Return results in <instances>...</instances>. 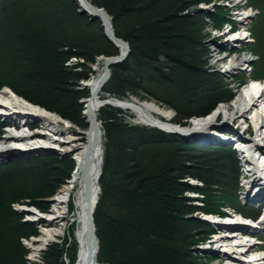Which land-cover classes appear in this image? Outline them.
I'll list each match as a JSON object with an SVG mask.
<instances>
[{
    "label": "trees",
    "instance_id": "1",
    "mask_svg": "<svg viewBox=\"0 0 264 264\" xmlns=\"http://www.w3.org/2000/svg\"><path fill=\"white\" fill-rule=\"evenodd\" d=\"M89 1L110 16L114 34L129 46L127 57L111 66L100 99L144 93L167 104L174 111L171 122L185 127L192 117H206L234 96L230 84L222 87L205 68L200 26L184 29L177 22L190 6L208 0ZM246 2L256 11L250 23L256 59L252 75L264 79V0ZM215 14L216 20L223 17ZM117 54L100 22L81 15L72 0H0V90L8 87L82 130L87 123L81 101L90 91L79 82L91 77L97 57ZM72 58L76 62L66 65ZM121 114L104 106L97 116L104 148L93 213L97 264H197L199 258L191 257L187 246L199 231L193 232L197 222L188 215L196 209L220 214L223 205L240 206L232 186L237 185L236 154L127 124ZM52 159L0 167V264H27L22 239L36 230L12 206L46 212L45 200L72 169ZM192 191L200 194V206L186 203L184 195ZM63 254V245L51 244L44 264H67Z\"/></svg>",
    "mask_w": 264,
    "mask_h": 264
},
{
    "label": "bare ground",
    "instance_id": "2",
    "mask_svg": "<svg viewBox=\"0 0 264 264\" xmlns=\"http://www.w3.org/2000/svg\"><path fill=\"white\" fill-rule=\"evenodd\" d=\"M75 3L79 8L86 9V6L84 5L82 0H75ZM231 3V5L233 6L232 8L239 9L243 7L240 2L234 0H232ZM247 17V13L244 16L239 17V23L243 24V22L246 21ZM199 26L200 27L198 28V30L204 35L202 30L203 26L201 24H199ZM241 35L244 36V34L242 33L237 37L240 38ZM222 36L224 37L225 33H223L219 37L221 38ZM230 40L231 39H226L224 42L217 43V49L221 50L226 47V45L234 43ZM202 48L204 51H206L205 62H208L209 57V60H211L212 62V66H218L222 63L227 64V58L223 55L216 58L214 57V55H212V53L210 54V51L206 49V45H203ZM230 52L233 54L236 51L231 50ZM104 61V56L99 58V64L98 62L95 64H97L98 66L101 65V70L98 71L96 75H92L87 80V82H85L86 86L89 88L90 94L88 98L84 100L83 114L84 119L87 122V128L82 131L81 134L73 128L67 126V122L63 121L58 115L50 113L42 109L41 107L30 103L23 97L15 94L8 87H4L2 90H0V111H7L17 114L16 116H23L27 119H36L37 121H41L42 123H44V126L47 125L51 128V130L54 132V135H64L66 139H68V141L72 139H78L77 142L70 141L61 145L59 143H55L60 145L58 147L62 150L61 152L63 155L70 157L73 163V173L69 180L63 183L57 193L51 198V205L53 207L51 213L40 216L43 222L50 223L49 227L52 229L42 230V235L34 239V242L37 243V245L33 246V244L29 243V251L31 252L32 257H37L38 255H40L41 251L45 249L48 242L52 241L55 238L65 237L67 229L64 226L66 224L63 219H59L60 217H65L63 210L66 208L68 201L71 200V197H73V201L78 210L77 227L74 234L77 248L73 264H97L96 257L98 252V242L96 240L95 234H93L94 238L91 235L93 232L91 219L93 222V213L99 195L98 180L102 165L103 134L102 131H99V128L96 131V129L92 125L94 121L95 123H97V115L99 110L103 106H106L103 101L110 103L115 108L133 113L136 117V123L146 126H154L164 131H178L190 136H194L195 134H198L199 131L202 132L204 130H208V128L210 127H214V125L212 124L214 115H209L208 117H205L203 119H192L189 125L184 127L173 124L171 122V112L162 109L153 102L143 101L139 103L133 101L131 98H126V100H115L110 97L100 99L99 94L102 90L101 82L104 77ZM247 62H250V59L245 56H241L237 59H232L230 65L227 64L226 66H243ZM230 72L232 71L225 73ZM259 88L264 89V82L252 83L249 86L244 87L232 101V104H229L228 106H219L217 108L218 112H222L223 114H225L228 121L236 120L238 122H241L245 119L246 114H250L258 107H260L259 109H261L263 117L259 120H256V125L254 127V137L248 139L249 144H251L253 141L264 142V91L260 90L258 94L255 95V90ZM219 128L228 129V127L226 126ZM201 134L202 133H200V135ZM204 138L205 135L200 136L201 140ZM33 144L34 143H29L27 144V146L29 147V145ZM240 146L242 145H239L238 147ZM14 152L18 151L11 150L5 143H0V159L3 156L12 154ZM239 170L241 171V176L243 178L248 177V180H245L246 182L243 183V185L247 184L245 185L247 187V192H249L247 196H250L251 190L255 186L254 183L257 182V180H260L261 185L264 186V176L262 177L263 180L259 179L257 176L254 177L253 174L250 173L251 171H248V168L245 167V165H240ZM76 176L78 178V186L76 187V190L72 192L71 189L74 185ZM70 204L71 203L69 202V206ZM16 210L26 213L27 216L31 218L36 217V219H40L38 216L41 215L40 213H35L31 208H28L26 206H18ZM58 221H63V224L61 225V222L59 223ZM213 226H215V229L217 228L216 225ZM247 231L250 232L251 230L248 229ZM202 233L203 232H198L197 234H195L194 237L191 238L190 243L194 244L208 242L207 244H216L215 248H218L217 251L216 249H214V251L216 252H219L220 249L225 248L237 249L239 251L245 252L242 257H246L250 253H255L257 259H255L252 264H264V254L260 253V251L262 250L260 247H251L248 243H238L236 242L235 238H231L229 235H218L217 232L214 233L213 237L200 236V234ZM251 249L254 250L251 251ZM215 255L219 254L217 253ZM215 255L212 254L210 256H207L204 258V260L208 262L210 261L209 259ZM229 256L231 258H226L225 260H231L233 264H237L236 262H239V260L242 258L235 257L233 255ZM214 264H222V262Z\"/></svg>",
    "mask_w": 264,
    "mask_h": 264
},
{
    "label": "rangeland",
    "instance_id": "3",
    "mask_svg": "<svg viewBox=\"0 0 264 264\" xmlns=\"http://www.w3.org/2000/svg\"><path fill=\"white\" fill-rule=\"evenodd\" d=\"M72 1L75 2V0H72ZM231 1L232 0H208V2H206V3L202 2V3L192 5L186 11H184V13L181 14V17H178L177 22L180 23L184 29L185 28H188V29L194 28L193 27L194 25L197 26V25L201 24L203 26V27L202 26L201 27H202V30L204 33V35H203L200 32L202 34L201 37L203 38V43L206 44V47L209 49L210 54L212 53V55H214V57L218 58V57L223 55L224 57L227 58V64H228L231 62L232 59H237L241 56H245V57L250 59L251 63H253L256 59L254 56L249 54L251 51L250 45L252 44L250 38H243L240 42L231 43L229 45H226V47H224L221 50L216 49V47L212 48L213 45H217V43L224 42L226 39L231 38V34H230V32H228V28H229L228 24H230L231 26L237 25L240 27H244V30L247 29L248 31H250V29H249L250 23L254 20L255 16H254L253 11H249V10H245L246 12H244V10L242 11V8L245 6V1H247V0H234V1L240 2L241 5L243 6L242 8L235 9V10L232 9L233 6L231 5L232 4ZM215 13H222L223 17L219 20H216L217 16ZM246 13L249 14V17H247L246 21H244L243 24L238 25L237 22H234V20H238L239 17L245 15ZM210 14H212L214 16V19L209 17ZM110 20H111V18H110ZM219 21H221L222 23ZM189 22H190V24H188ZM111 23H112V20H111ZM192 23H194V25ZM223 33H225V36L224 37L222 36L220 38L219 36H221ZM212 40H214V41H212ZM238 47H240V50H238ZM229 49L236 51V52H234V55H227L226 54V52H228ZM241 51H244V52L242 53ZM218 52H219V54H218ZM99 58L100 57L96 58L95 63H97L99 61ZM75 62H76V59L72 58L66 63V65L71 66ZM98 64H99V62H98ZM204 64H205V68L209 69V71L212 74H214V76H216L217 81H220V84L222 85V87H226L227 85L229 86V84H230V87H229L230 89L229 88L228 89L233 93L236 92V94H239V92L235 91V88H237L236 87L237 85H236V82H234V81L232 83V80H236V77L238 75H244L245 81H247L249 79V77L252 75L251 73L248 72V70L243 71L244 69L232 71L230 73H225L223 71V69H224V66L227 64L222 63L218 66H212V62H211V60H209V57H208V62H206ZM100 67H101V65L100 66H98L97 64L92 65L91 66L92 75L93 74L96 75L98 73V71L101 70ZM74 71H77V69ZM225 84H227V85H225ZM103 96H104V94H103ZM105 96L108 97L110 95L105 94ZM111 98L118 100L113 95H111ZM126 98L127 99L131 98L133 101L139 102V103L143 102V101L153 102L157 106L161 107L162 109L170 111L171 114L173 115L172 118L174 117V113H173L172 109L167 104H163V103L158 104L154 100H152L148 95H146L144 93H135V95H129L128 93H126L125 97L121 100H126ZM81 104H82V108H83L84 107V100L81 101ZM228 105L229 104H226L224 106H228ZM115 109L121 110L119 108H115ZM100 110H99V112H100ZM121 111H122V114L120 116H122V117L120 119L124 120L125 123L130 124V125L144 126L142 124L136 123V117L133 113L126 111V110H121ZM99 112H98V114H99ZM29 120H30V122H33V123L38 122L36 119L35 120L29 119ZM226 121H228V120H227L225 114H223L222 116H219L217 119L213 120L212 124L213 125L214 124L215 125H219V124L222 125V124H225ZM66 122H67L66 125L73 128L74 130L79 131V132L82 131V129L78 128L77 126L70 124L68 121H66ZM97 124L101 127V124L99 121H97ZM226 127L229 128V125H226ZM252 133H253V131H252ZM252 135L248 134L246 139H250L252 137ZM184 136L185 137H181V138L186 139V141L188 143H193L195 141V137H192V136L187 135V134H184ZM237 156H239V155H237ZM42 157H51V158H53L52 160H55V159L61 160L62 162H64L65 164H68L71 167L73 164L70 157L63 155L62 153H57L55 151H50V150H31V151H18V152H14L12 154L3 156L0 159V167L8 165L9 163H11L12 161H15V160H21V159L29 160V159H33V158L40 159ZM239 169H240V167H239V162H238L237 185L233 184L232 186H234L235 190H237V193L235 196H237V199L239 198L241 201L243 191H244V188H243L244 182L242 181L241 171ZM189 181H190V179L188 180V182ZM198 184H199V182H198ZM60 187L61 186H59V188ZM192 195H195V194H192L191 192L185 193L184 196L186 198H189V200L186 203L188 205H190L191 207L200 205L199 201H196V199H194V200L190 199L191 197H189V196H192ZM53 196H54V194L52 195V197ZM200 197H201L200 194L196 196V198H198V199H200ZM51 198H48L45 200V203H47L45 205L46 207L44 205L42 206V207L46 208L45 213L39 212L34 207H28V208H31L35 213H40V214H44V215L51 213L52 208H53L51 205ZM18 206L17 205L12 206L13 210H15L19 214V216L21 217L22 221H24L26 219L25 217H29V216H27V214L23 213L22 211H17L16 209ZM223 206H225V205H223ZM22 207H25V206H22ZM232 207H237V206H232ZM226 211H228V209H226ZM188 217L191 218L192 220H195V222H197L196 230H193V232H195V231L203 232L202 234H200V236H210V235H208L207 231L215 229V226L209 225V224L205 223L204 221H202L201 220L202 216L199 213L196 214L193 211L191 214L188 215ZM60 222L59 223L62 225L63 221H60ZM30 225L32 226V229L35 230V226H34L35 224L34 225L30 224ZM73 227L74 226H70L69 229L66 230L65 237L55 238L54 241H52L50 243V245L54 244V243L57 244L58 246L63 245V253L64 254L62 255V258L64 259L65 263H67V264L68 263L73 264V261L75 259L74 258L75 257L74 252H75L76 248L74 246V242L72 239ZM67 228H68V226H67ZM253 234L255 236H263V233L260 231H254ZM37 235H38V232H37ZM37 235L35 236V238L37 237ZM207 243L208 242H206V243H194V244L191 243L187 246V249H188L187 253L191 256L199 258V259H196L197 264H209V263H207V261L204 260V258L207 256H210L212 254H214V255L217 254V252L214 251L213 248H211L212 245H209ZM22 245L27 250V254L25 256V260H26L27 264H30V263L44 264L45 263L43 255L50 245L48 247H46L43 251H41L40 255H38L37 257H32L31 252L29 251L30 244H29L28 240L23 241ZM35 245H37V244L34 243L33 246H35ZM210 264H212V263H210Z\"/></svg>",
    "mask_w": 264,
    "mask_h": 264
},
{
    "label": "water",
    "instance_id": "4",
    "mask_svg": "<svg viewBox=\"0 0 264 264\" xmlns=\"http://www.w3.org/2000/svg\"><path fill=\"white\" fill-rule=\"evenodd\" d=\"M84 5L86 6V9H82L80 10V13L82 15L85 16H89V17H93L96 20H99L102 28H103V33L105 38L110 41L117 49L119 48V53L118 55L115 56H109L105 58L104 61V77L103 80L101 82V88H103V86L106 84V82L108 81L109 77H110V68L112 65L120 63L121 61H123L128 53H129V46L128 43H126L125 41L117 38L114 33H113V28H112V23L110 20V16L102 9V8H98L94 5H92L88 0H82ZM104 104L113 107L110 103L103 101ZM96 131L98 129V125L97 123H93L92 125ZM154 127V126H152ZM161 131L165 132V133H173L179 136H184L182 132H178V131H164L162 129H160ZM91 223H92V228H93V232H92V236L94 238V224L92 222L91 219Z\"/></svg>",
    "mask_w": 264,
    "mask_h": 264
}]
</instances>
